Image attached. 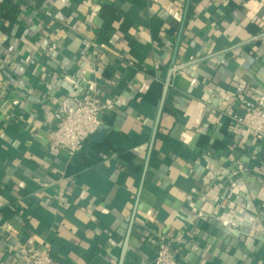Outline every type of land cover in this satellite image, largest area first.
I'll return each instance as SVG.
<instances>
[{
    "label": "crops",
    "instance_id": "crops-1",
    "mask_svg": "<svg viewBox=\"0 0 264 264\" xmlns=\"http://www.w3.org/2000/svg\"><path fill=\"white\" fill-rule=\"evenodd\" d=\"M10 2L0 264H119L132 218L123 264H154L159 234L182 264H264V141L229 116L264 105V0ZM87 88L118 103L71 156L48 133Z\"/></svg>",
    "mask_w": 264,
    "mask_h": 264
},
{
    "label": "built area",
    "instance_id": "built-area-1",
    "mask_svg": "<svg viewBox=\"0 0 264 264\" xmlns=\"http://www.w3.org/2000/svg\"><path fill=\"white\" fill-rule=\"evenodd\" d=\"M117 103L116 97L103 96L97 88H87L72 109L55 112L54 127L48 133L50 146L71 156L76 154L97 132L102 124L101 115L114 110ZM229 114L234 123L246 129L254 139L264 141V105H249L241 114ZM158 236L154 264H182L172 242L165 235ZM28 254L31 264H60L48 252L38 248Z\"/></svg>",
    "mask_w": 264,
    "mask_h": 264
},
{
    "label": "water",
    "instance_id": "water-1",
    "mask_svg": "<svg viewBox=\"0 0 264 264\" xmlns=\"http://www.w3.org/2000/svg\"><path fill=\"white\" fill-rule=\"evenodd\" d=\"M174 71V68H171L170 71H169V74H168V77H167V80H166V85H165V89H164V92H163V96H162V100H161V104H160V110H159V116H160V113H161V110L163 108V105H164V101H165V98H166V94H167V90H168V87H169V84L171 82V77H172V73ZM110 129V126L107 125V124H104L102 123L96 134H95V138L97 140H101L105 134V132ZM133 219L131 220V226L129 228V231H128V234L125 238V241H124V244H123V249H122V253H121V257H120V262L119 264H123L124 263V259H125V256H126V252H127V247H128V242H129V236H130V233H131V228H132V225H133Z\"/></svg>",
    "mask_w": 264,
    "mask_h": 264
},
{
    "label": "trees",
    "instance_id": "trees-1",
    "mask_svg": "<svg viewBox=\"0 0 264 264\" xmlns=\"http://www.w3.org/2000/svg\"><path fill=\"white\" fill-rule=\"evenodd\" d=\"M3 7L6 9V11H8V12H10V13H12V14H16L17 13V7L13 4V3H11L10 2V0H3ZM160 137L162 136V135H159ZM111 137H112V139H114V140H117L118 139V134H116V133H112L111 134ZM165 140L169 143V144H176V142L174 141V140H172V139H170L169 137H165ZM156 155H157V153L155 152L154 154H153V158H152V163H154V160H155V157H156ZM8 209H5V208H3V211L5 212V213H10V215H12L13 213H14V211L13 210H9V211H7ZM52 258L54 259V260H56V261H58L60 264H65L64 263V261H62L61 259H59V258H56V257H54V256H52Z\"/></svg>",
    "mask_w": 264,
    "mask_h": 264
}]
</instances>
